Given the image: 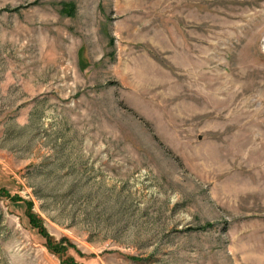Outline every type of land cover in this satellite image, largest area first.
<instances>
[{
    "label": "rangeland",
    "instance_id": "obj_1",
    "mask_svg": "<svg viewBox=\"0 0 264 264\" xmlns=\"http://www.w3.org/2000/svg\"><path fill=\"white\" fill-rule=\"evenodd\" d=\"M0 188L81 264H264V0H0ZM27 213L0 264H62Z\"/></svg>",
    "mask_w": 264,
    "mask_h": 264
},
{
    "label": "trees",
    "instance_id": "obj_2",
    "mask_svg": "<svg viewBox=\"0 0 264 264\" xmlns=\"http://www.w3.org/2000/svg\"><path fill=\"white\" fill-rule=\"evenodd\" d=\"M62 11L65 12L69 16H73L76 12L75 5L72 3H63L62 4ZM0 197L10 199L14 203H25L27 206V216L30 220V223L34 229H37L39 234L45 238L46 240V247L52 251L54 254L63 258L62 264H81L77 262L73 257L66 256V253L69 249H75L79 251L75 244L68 238H62L61 240L57 241L51 236L48 231L45 229L42 219L33 212L31 202L26 201L20 196H11L9 192L5 189L0 188Z\"/></svg>",
    "mask_w": 264,
    "mask_h": 264
}]
</instances>
